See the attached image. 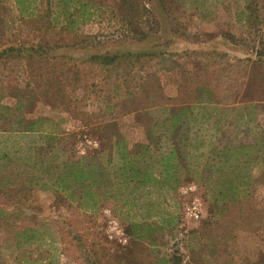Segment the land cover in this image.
<instances>
[{
	"label": "rangeland",
	"instance_id": "rangeland-1",
	"mask_svg": "<svg viewBox=\"0 0 264 264\" xmlns=\"http://www.w3.org/2000/svg\"><path fill=\"white\" fill-rule=\"evenodd\" d=\"M65 5L0 0V264H264V0Z\"/></svg>",
	"mask_w": 264,
	"mask_h": 264
},
{
	"label": "trees",
	"instance_id": "trees-1",
	"mask_svg": "<svg viewBox=\"0 0 264 264\" xmlns=\"http://www.w3.org/2000/svg\"><path fill=\"white\" fill-rule=\"evenodd\" d=\"M60 2H65L66 5H65V18H70L71 16V13L69 12L68 8L70 7V3L72 2V0H60ZM85 7V6H83ZM82 7V8H83ZM8 51H12L13 49H7ZM5 53V52H4ZM3 53V54H4ZM113 60L112 59H108V62L111 63ZM187 109H182V112H187L186 111ZM172 121H178L180 119V117L178 116V114H174L172 115ZM32 128V127H30ZM29 131V129H28ZM246 147L243 146V149H245ZM231 151V148H228V149H225L224 151H222V153H225V157L229 155V152ZM173 159V158H172ZM174 160H175V157H174ZM228 161V159L226 160ZM225 161V162H226ZM163 162V167H164V170L165 172H167V175L170 177V179H173V178H176V182H178V177L176 176V166L173 165L171 163V160L169 157H166L164 158V160L162 161ZM78 164H80L78 162ZM177 165H180V164H177ZM214 165H217V163L213 164L212 167H215ZM144 167V168H143ZM143 167H140L138 163H136L135 165L133 164V166H130L129 168V171L132 172V175H133V179H137V180H148L150 178V174L148 173V171L145 169L146 168V165H143ZM173 169L174 172L173 173H170V170ZM85 174L86 172L84 171H79L78 173L76 174H72V176H74L75 180L76 181H82L83 179H85ZM63 178L59 179V181H62ZM90 195V193H88ZM221 196L226 198L227 197V193H221Z\"/></svg>",
	"mask_w": 264,
	"mask_h": 264
}]
</instances>
